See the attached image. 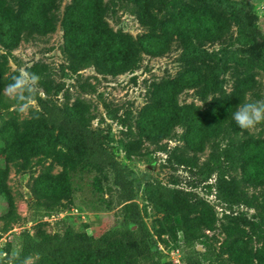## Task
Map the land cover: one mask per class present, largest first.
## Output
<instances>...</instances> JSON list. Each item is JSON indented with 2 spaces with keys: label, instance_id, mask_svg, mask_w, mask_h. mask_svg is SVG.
<instances>
[{
  "label": "rangeland",
  "instance_id": "obj_1",
  "mask_svg": "<svg viewBox=\"0 0 264 264\" xmlns=\"http://www.w3.org/2000/svg\"><path fill=\"white\" fill-rule=\"evenodd\" d=\"M231 1L245 11L249 25L264 35V0ZM6 2L12 10L10 16L18 18L19 28L16 44L9 52L0 42V53L7 56L9 66L6 75L10 77L14 70H24L25 66L33 62H41L45 64L49 75L44 81L47 92L40 87V96L48 104L60 107L69 104L76 96L90 104L92 119L89 127L101 130L105 149L128 168L129 177L133 181L134 201L142 220L170 264H182L178 259L181 243L164 241L166 236L160 231L162 213L141 194L145 180H158L176 189L187 201L192 220L201 219L202 232L211 254V258L201 261V264H264V187L247 186L242 189L251 205L237 203V197L222 200L216 194V180L227 178L228 174L240 175V171L232 169L222 155L223 149L236 152L239 142L237 138L228 139L226 144L229 146H224V142L219 140L207 143L201 151L195 152V163L189 166L180 165L176 161L178 156L190 155L192 152L188 147L187 151L184 150L186 142L178 137L182 131L178 125L173 127L170 136L161 138L157 143H151L144 136L136 138L137 114L148 101L150 82L157 83L161 79H171L178 75L186 64L184 56L210 65L211 69H207L209 78H215L216 89L220 88L224 92L230 91L242 80L251 78L252 87L245 92L243 102L263 100L262 40L259 37L251 38L249 33H239L235 20L226 14L222 6L204 0H155V6L149 9L153 18L145 25L138 22L134 14V9L137 10L135 3L103 0L104 20L112 30L126 32L133 38L152 30L158 37L164 38L162 24L166 23L171 27L169 30H177L178 34L169 31L171 38L164 52L157 55L142 52L137 68L132 71L110 76L96 73L92 67H87L72 72L61 53L63 32L60 24L63 11L71 0ZM39 6L54 17L52 30L34 24L30 12ZM214 10L218 12L217 18ZM198 11L210 16L211 20L217 19L212 27L214 29L206 30L202 25H179L185 12L197 14ZM8 25L5 19H1L0 37L2 42L10 43L14 37ZM83 82L85 85L82 90L79 84ZM86 83L91 84L92 88ZM8 84L2 88L4 94ZM196 90L184 88L177 95L178 103L204 106L210 96L217 92H208L202 100ZM26 115L19 113V117ZM248 132L262 138L264 124ZM126 145L131 150L137 149V153L125 155L122 147ZM36 157L29 158L27 168L16 171L11 163H4V156L0 153V168H6L5 183L10 189L19 216L6 231H0V246L7 247L8 252L18 249V233L21 230L34 236L42 232L54 234L68 224L75 232L95 238L104 231L118 230L127 224L125 207L115 200L116 187L111 183L108 170L95 172L79 167H63L52 159L37 163ZM50 163L51 174L61 171L66 177L69 193L67 198L59 201L55 209L58 214L45 217L40 223L31 216L26 204L34 194L43 196L34 177ZM5 211L6 204L0 196V228L1 216ZM133 227L130 225V228ZM205 248L204 245L196 246L198 251ZM137 264L148 262L140 259Z\"/></svg>",
  "mask_w": 264,
  "mask_h": 264
},
{
  "label": "trees",
  "instance_id": "obj_2",
  "mask_svg": "<svg viewBox=\"0 0 264 264\" xmlns=\"http://www.w3.org/2000/svg\"><path fill=\"white\" fill-rule=\"evenodd\" d=\"M126 1L135 3L137 10L134 9V14L138 22L143 25L151 22L153 16L149 9L155 6V0H144L147 4L143 0ZM204 1L222 6L226 14L235 20L239 33H249L251 38L259 37L262 40L261 54L264 55V35L249 25L245 11L237 3L231 0ZM11 13L6 0H0V21L5 19L14 37L10 43L2 42L0 37L2 47L8 52L16 44L19 30L18 18L11 17ZM213 13L217 18L218 12L214 10ZM104 14L103 0H71L65 7L60 19L63 32L61 53L72 72L87 67L110 76L132 71L137 68L142 52L151 55L164 52L171 38L169 31H175L169 30L171 27L164 23V38L158 37L152 30L150 34L133 38L126 32L112 30L104 20ZM30 16L36 27L53 29L54 17L44 8L39 6L30 12ZM216 18L211 20L210 16L199 11L197 14L185 12L179 25H202L210 30ZM184 61L185 67L175 77L161 79L157 83L150 82L148 101L137 114L136 138L144 136L151 143H157L161 138L170 136L173 127L178 125L182 128L178 137L186 142L184 150L187 151V147L192 150L190 155H180L176 160L185 166L195 163V152L201 151L207 143L219 140L224 142V146H229L226 144L228 139L237 138L236 152L223 149L222 155L232 169L240 171V175L228 174L227 178L216 180V194L222 200L237 197V203L251 205L242 189L247 186L264 187V137L240 129L232 119V113L245 99V92L252 87L251 78L242 80L230 91L224 92L220 88L216 89L215 78H209L207 69H211L210 65L195 62L187 56H184ZM7 63V56L0 53V153L4 156V163H11L19 171L27 168L31 156L37 155V163L52 159L63 167H79L95 172L106 169L111 173V183L116 187L115 200L125 207L127 220V224L118 230L104 231L95 238L75 232L68 224L54 234L42 232L34 236L21 230L17 241L21 257H33L30 264H137L140 259L147 260L148 264H170L142 220L134 201L135 192L128 168L105 149L101 130L89 127L92 119L90 104L76 96L69 104L59 107L48 104L38 95L36 106L39 118H34L31 113L19 117L15 102L2 92V88L19 72L14 70L8 77ZM24 70L37 73L41 77L40 87L47 92L44 81L49 72L45 64L33 62L25 66ZM84 85L85 82L79 84V88L83 90ZM86 85L92 88L91 84ZM184 88H196L202 100L208 92H217L210 96L204 106L179 104L177 95ZM122 150L127 156L137 153V149L131 150L128 145L123 146ZM51 168L52 164H47L34 177L43 196L34 194L26 204L31 216L38 222L58 214L55 209L59 201L67 198L69 193L66 177L61 171L51 174ZM5 176L6 168L3 166L0 168V196L5 201L6 211L1 216L0 231H6L10 224L19 219ZM141 194L162 213L160 231L166 236L164 241L181 243L178 259L182 264H201V261L211 258L201 219L192 220L187 201L176 189L158 180H145ZM130 225L134 227L130 228ZM197 245L206 248L198 251ZM3 250L9 251L5 246Z\"/></svg>",
  "mask_w": 264,
  "mask_h": 264
},
{
  "label": "clouds",
  "instance_id": "obj_3",
  "mask_svg": "<svg viewBox=\"0 0 264 264\" xmlns=\"http://www.w3.org/2000/svg\"><path fill=\"white\" fill-rule=\"evenodd\" d=\"M40 79L41 77L35 72L20 70L6 86L5 94L15 102L19 113H31L34 118H39L36 97L41 94ZM232 119L240 129L246 131L264 124V100H246L232 113ZM31 260L30 256L22 258L18 249L8 252L0 246V264H30Z\"/></svg>",
  "mask_w": 264,
  "mask_h": 264
}]
</instances>
